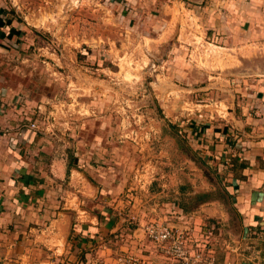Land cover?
Instances as JSON below:
<instances>
[{"label": "rangeland", "instance_id": "rangeland-1", "mask_svg": "<svg viewBox=\"0 0 264 264\" xmlns=\"http://www.w3.org/2000/svg\"><path fill=\"white\" fill-rule=\"evenodd\" d=\"M0 10L18 31L0 37L1 111L12 114L0 138L49 134L82 177L66 195L53 184L51 205L74 212L73 224L96 214L107 225L71 264H99L98 247L116 240L127 246L114 264L144 263L137 248L152 264H180L144 231L151 224L179 234L188 258L264 264V233L241 234L228 186L244 177L232 166L235 132L261 111L264 0H0ZM5 230L2 244L22 238Z\"/></svg>", "mask_w": 264, "mask_h": 264}, {"label": "crops", "instance_id": "crops-1", "mask_svg": "<svg viewBox=\"0 0 264 264\" xmlns=\"http://www.w3.org/2000/svg\"><path fill=\"white\" fill-rule=\"evenodd\" d=\"M4 91H0V101L5 102L8 94ZM261 97H256L255 101L258 102H253V105L261 107V111L250 109V113L246 114L243 121L245 126L235 132V151L230 154L231 157L236 156L235 159L240 161L244 170L241 180L231 178L228 184L235 193L232 212L237 216L242 235L253 230L264 233V95ZM260 100L263 102L260 103ZM243 104L242 110L246 111L249 102L244 101ZM0 106V124L8 122L9 126L12 114L9 111L4 114L5 111H1L3 104L0 103ZM11 135L15 138L9 143L8 136L0 138V240L5 239L3 233L8 232L5 230L6 225H13L14 228L18 227L22 235L17 242L22 247H18L20 252L17 253L15 241H10L9 246L4 244L5 240L3 244L0 243V264H9L11 261L19 264H71V254H83L90 239V243L94 242L97 246L100 236L106 234L104 227L107 225L101 223L96 214L87 215L90 222L73 224L74 212L66 208L58 210L51 205L50 199L56 197L53 184L64 181L66 195V190L69 192L77 181L75 178L79 177L80 181L82 177L71 167L66 170L65 161L57 151L51 152L47 144L49 134L30 130ZM3 139L7 142L3 143ZM28 215L34 217V227H30L31 222L25 218L22 219ZM17 220L21 224L15 226L13 222ZM71 236L75 237L71 239ZM137 239H142L139 234ZM117 241L98 247L96 260L99 264H107L108 261L115 263L116 251L127 246ZM261 241L259 244L264 243V239ZM131 242L137 244L135 239ZM134 253L145 259L142 264H152V256L138 255V248Z\"/></svg>", "mask_w": 264, "mask_h": 264}, {"label": "built area", "instance_id": "built-area-1", "mask_svg": "<svg viewBox=\"0 0 264 264\" xmlns=\"http://www.w3.org/2000/svg\"><path fill=\"white\" fill-rule=\"evenodd\" d=\"M24 125V123L21 124L20 129ZM28 127L30 129H34L36 128V125L34 123H29ZM144 231L151 239L158 242L159 244L164 242L170 243V250H172L176 259V261L174 260L175 263L180 261V264H212V261L206 263V260L200 254L192 255L188 258L185 255L187 253L184 250V242H182L180 239V235L173 232L169 226H163L162 224H151L150 226L146 227ZM164 252L166 255L169 254L168 251ZM117 264H136V260H133L130 257H121L117 259Z\"/></svg>", "mask_w": 264, "mask_h": 264}, {"label": "trees", "instance_id": "trees-1", "mask_svg": "<svg viewBox=\"0 0 264 264\" xmlns=\"http://www.w3.org/2000/svg\"><path fill=\"white\" fill-rule=\"evenodd\" d=\"M11 24H12V19L7 16V12L5 10H0V37L1 38H11L13 35L18 33V31L15 30V28L12 27ZM5 27H9V31L6 35L2 32V29ZM237 161H238L237 159H233L232 166H235L237 164L240 165L239 163H237Z\"/></svg>", "mask_w": 264, "mask_h": 264}]
</instances>
